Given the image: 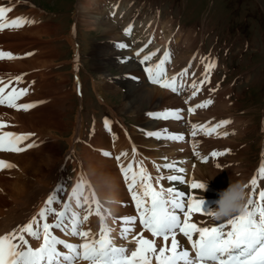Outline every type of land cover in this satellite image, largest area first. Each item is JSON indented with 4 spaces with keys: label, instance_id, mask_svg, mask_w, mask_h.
<instances>
[{
    "label": "bare ground",
    "instance_id": "1",
    "mask_svg": "<svg viewBox=\"0 0 264 264\" xmlns=\"http://www.w3.org/2000/svg\"><path fill=\"white\" fill-rule=\"evenodd\" d=\"M105 1L107 0H80L77 5V15L80 22L88 29L100 30L102 34L107 35V40L96 44L93 49L95 55L93 68L99 75L101 74L100 76H106V79L110 81H105V78L101 77L99 80L95 79V86L100 101L108 105L114 120H108L110 130L105 126V122H96L92 135L88 137L82 150L77 151L78 158L75 157V165H78L80 169L75 184L83 177L86 182L84 194L91 200L94 191L96 198L103 206L102 212L104 209H110L112 217L116 218L132 216L136 215L135 204L127 190L119 163L127 165L133 159L143 160L144 166L153 177H156L161 172L164 175L172 173L163 168L157 172L153 162L162 165L165 162L175 161L178 167L186 170L187 182L195 180L204 183L208 181V184L204 190H191L188 183L180 184L169 181H162L163 186L174 187L189 195L195 192L194 194L203 199L202 207L205 211L214 210L218 205L220 193L229 186L233 179L248 182L258 169V164L255 168V165L253 166L246 158L251 147L245 144L244 138L251 131L254 132L251 121L246 120L243 114H239L238 109L235 110L239 102L231 97L232 85L224 87L219 81L215 82L217 79L215 71L218 68L212 71L210 83L206 84L200 93L187 104L185 101L191 95L190 90H185L187 94L183 97L181 96L183 92L178 95L150 83L144 71L145 66L139 63L143 55L150 51L159 49L157 56L149 62L152 64L161 58L165 50L171 51V63L166 65L169 78L181 72L183 69L180 68L183 65L187 63L186 66H188L191 63L189 71L195 73V77H191L189 83L193 78L197 80L203 78L204 62L212 60L217 63V66L216 56H211L202 49L194 51L198 42L197 34L191 29L182 31L176 29L172 17L163 18L156 12V14L154 12L145 13L142 11V4L137 0H112L103 6ZM0 7L13 9L7 14L9 20L23 17L34 21L18 29L9 28L0 31V51L11 52L18 57L0 60V77H3L5 82L16 76L23 77L21 82L14 83L13 86L28 88L29 91L28 95L21 98L18 103L43 101L28 111H17L0 105V122L9 125L3 130L17 134L33 133L34 135L20 146L26 147L29 143L36 145L19 153L0 151V161L15 165V167L0 170V235H3L36 215L48 196L58 186L65 187V192L60 193L64 200H67V195L71 192L67 188V170L69 164L72 163L71 151L62 155L65 146L60 139L62 134L69 129L64 117L67 107L70 106L67 104V99L72 91L69 92L67 88L69 85L67 75L54 70L61 65L57 62L59 51L52 44L56 38L58 39L57 36L55 37L58 29L53 26L50 18V20L46 18L48 16L44 10L36 6L32 0H0ZM129 25L132 26V33L125 35V29ZM150 39L152 43L141 53L140 57H137L136 51L147 44ZM69 40L75 45L76 55H78V46L74 36L71 35ZM121 42L129 47L119 48L117 45ZM28 53L31 55H27ZM122 58H127L126 62H122ZM77 60L78 56L75 61ZM107 60L120 64V77L110 74L104 67L105 63H109ZM76 67H74L75 70ZM76 76L74 90L81 87L79 71ZM108 86L114 90L125 88L121 107L115 105L108 96ZM208 99H212L213 103L207 108L197 109L194 114L188 113V107ZM165 109L182 110L183 119H153L148 115ZM122 113L141 115L140 122L131 128L124 122L118 123L119 119H124ZM78 118L73 127H70V130L73 129L74 132L69 139L72 150L77 148L76 141L84 137L81 111ZM223 120H230L231 123L218 129L220 135L208 136L199 133L195 137L197 151L201 155L209 156L208 162H202L193 152L194 140L190 135L191 125L195 123L212 126ZM163 129H167L168 133L183 134L185 140L180 142L158 140L146 134ZM224 132L228 135L223 136ZM133 148L137 153L135 157H133ZM214 151L226 154L212 159L210 154ZM103 152L111 153V157H105ZM121 153H127V156L122 157L118 162L115 157ZM217 163L220 165L219 168L216 167ZM112 200L115 203H109ZM53 207L60 208V205L54 204ZM72 207L74 210L83 211L76 209L74 202ZM104 214L107 215L106 212ZM192 220L201 226H214L226 222V219L216 221L201 214H194ZM49 222H52V217H49ZM107 223L114 229L112 236L115 237V243L117 239L121 240L119 219L113 223L110 217ZM99 228L100 220L95 214L91 215L83 225V230H90L93 234L98 233ZM140 230L137 222L135 231ZM54 234L70 243H81L78 237L65 235L59 229H55ZM144 235L151 238L147 232ZM27 238L34 248L39 247L41 241ZM177 239L191 252V246L182 234H178ZM127 240L133 243L134 248L131 252L134 251L136 243L132 236L130 235ZM161 243L162 241L158 239L157 246ZM59 247L60 250L65 251L62 246ZM80 264H87V262L81 261ZM152 264H156L155 259Z\"/></svg>",
    "mask_w": 264,
    "mask_h": 264
},
{
    "label": "snow or ice",
    "instance_id": "2",
    "mask_svg": "<svg viewBox=\"0 0 264 264\" xmlns=\"http://www.w3.org/2000/svg\"><path fill=\"white\" fill-rule=\"evenodd\" d=\"M12 10L11 7H0V31L9 28L18 29L25 24L34 23L23 17L9 20L7 14ZM131 33L132 26L129 25L125 29V35H131ZM151 43L150 39L147 44L136 51L135 55L140 57ZM117 46L121 49L129 47L122 42ZM158 52L159 49L150 51L139 60V63L145 66L144 71L150 83L178 95L185 90H190L191 95L185 101L186 104L195 98L206 84L210 83L211 73L216 68L215 61L204 62L203 78L200 80L193 78L189 83V79L195 77V73L189 71L191 63L169 78L166 65L171 63L170 50H165L156 63H149ZM16 58L18 57L11 52L0 51V60ZM126 60L127 58H122V62ZM22 79V76H16L5 82L4 78L0 77V105L17 111H28L35 108L37 103H43V101L18 103L21 98L28 95L29 91L28 88L13 86ZM212 103V99H208L188 107L187 111L189 114H194L197 109L207 108ZM181 111L178 109L164 110L148 115L153 119L181 120L183 119ZM230 123V120L219 121L212 126L193 123L190 135L194 140V155L202 162H208L209 156L201 155L197 151L195 137L199 133L208 136L220 135L218 129ZM8 126L0 122V151L19 153L36 146L34 143H29L26 147H21L20 145L34 134L4 131L3 129ZM105 126L110 130V122L107 119H105ZM146 134L158 140L173 142L185 140L183 134L168 133L167 129ZM222 135L227 136L228 133L224 132ZM136 154V149L133 148V157ZM225 154V152L214 151L210 156L215 159ZM103 155L111 157L109 152H103ZM126 156L127 153H121L115 159L120 162L121 158ZM164 159L167 160V158ZM153 164L157 172L163 168L170 170L172 174L164 175L161 172L153 177L144 166L143 160L133 159L127 165L119 163L127 190L135 204L136 215L132 216L112 217L110 209H104L107 213L105 215L101 211L103 206L96 198L95 192H92L91 200L84 194L86 182L83 177L71 189L67 200L60 196V193L65 192V187L58 186L48 196L36 215L12 231L0 235V264H80L81 261L87 264H152L153 259L156 264H264V159L259 164L256 173L247 182L250 191L245 210L226 219V222L214 226H201L193 222L194 214L212 217L211 211L203 209V199L194 194L195 192L189 195L174 187H165L161 182L188 183L191 190H204L206 185L195 180L187 182L183 175L186 170L178 167L175 161L165 162L162 165L155 164V162ZM12 167L15 165L0 161V170ZM216 167L219 168L220 165L217 163ZM73 202L76 209L83 211L74 210ZM54 204H59L60 208L53 207ZM93 214L100 220L99 232L96 234L90 230H83V225ZM49 217H52V222H49ZM110 217L113 223L119 219L121 225L119 236L122 239L127 240L131 235L135 241L136 248L130 255L124 246L115 244V237L112 236L114 229L107 223ZM137 222L141 229L139 232L135 231ZM55 229H59L65 235L78 237L81 243H70L61 239L54 234ZM145 232L149 233L151 238L145 237ZM178 234H182L187 239L191 252L177 239ZM27 237L41 241L39 247L34 248ZM158 239L162 241L160 246H157ZM59 246H62L65 251L60 250Z\"/></svg>",
    "mask_w": 264,
    "mask_h": 264
},
{
    "label": "rangeland",
    "instance_id": "3",
    "mask_svg": "<svg viewBox=\"0 0 264 264\" xmlns=\"http://www.w3.org/2000/svg\"><path fill=\"white\" fill-rule=\"evenodd\" d=\"M79 1L32 0L36 6L44 10L48 16L46 18H50L53 26L58 29L55 34L58 39L56 38L52 44L59 51L57 62L61 65L54 70L67 75L69 78L67 88L69 92L72 91L67 99V104L70 106L67 107L64 117L69 129L60 139L65 146L62 155L71 151L72 156V163L67 170L69 190L74 187L79 175L80 168L75 165L78 158L77 151L82 150V146L92 135L96 122H105V119L114 120L108 105L100 101L95 86V79L99 80L102 77L105 81H110L106 76H100L101 74L99 75L93 68L95 57L93 49L96 44L104 43L107 35L102 34L100 30H90L80 22L77 15ZM110 1L112 0L105 1L103 6ZM137 2L142 4V11L145 13L156 12L163 18L172 17L176 29L194 30L198 37L194 51L202 49L209 55L216 56L218 69L215 71L217 74L215 82L219 81L224 87L232 85L231 97L239 102L235 110L238 109L239 114H243L246 120L251 121L254 132L251 131L244 138L245 144L251 147L246 158L257 168L256 165L264 159V0H137ZM71 35L76 40L78 55L75 45L69 40ZM76 56H78L77 61H75ZM107 61L109 63H105L104 67L110 74L120 77V64ZM186 65L187 63L180 69H184ZM77 70L81 87L74 90ZM107 92L114 104L121 107L125 88L114 90L108 86ZM186 94L187 92L184 91L181 96L185 97ZM80 111L84 137L76 141L77 148L72 150L69 139L74 132L70 127L78 121ZM121 115L124 119H119L118 123L124 122L130 128L140 122L141 115L131 113ZM120 241L117 239L115 244L121 245ZM125 244L129 245L126 249L131 253V249L134 248L133 243H123Z\"/></svg>",
    "mask_w": 264,
    "mask_h": 264
},
{
    "label": "clouds",
    "instance_id": "4",
    "mask_svg": "<svg viewBox=\"0 0 264 264\" xmlns=\"http://www.w3.org/2000/svg\"><path fill=\"white\" fill-rule=\"evenodd\" d=\"M204 184L207 186L208 181ZM248 199L247 182L242 179H233L229 186L220 193L217 207L211 210V218L216 221H223L233 215L242 213ZM111 203H115V201L112 200Z\"/></svg>",
    "mask_w": 264,
    "mask_h": 264
}]
</instances>
